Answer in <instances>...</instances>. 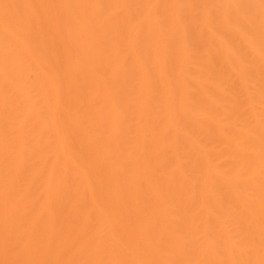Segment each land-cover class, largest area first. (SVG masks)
Masks as SVG:
<instances>
[{"label":"bare ground","instance_id":"6f19581e","mask_svg":"<svg viewBox=\"0 0 264 264\" xmlns=\"http://www.w3.org/2000/svg\"><path fill=\"white\" fill-rule=\"evenodd\" d=\"M0 264H264V0H0Z\"/></svg>","mask_w":264,"mask_h":264}]
</instances>
